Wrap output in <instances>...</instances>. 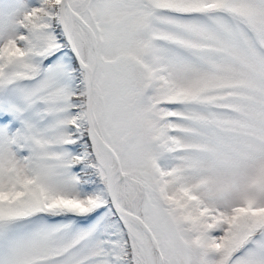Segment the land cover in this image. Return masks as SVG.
<instances>
[{
  "label": "snow or ice",
  "instance_id": "1",
  "mask_svg": "<svg viewBox=\"0 0 264 264\" xmlns=\"http://www.w3.org/2000/svg\"><path fill=\"white\" fill-rule=\"evenodd\" d=\"M0 264H264V0H0Z\"/></svg>",
  "mask_w": 264,
  "mask_h": 264
}]
</instances>
